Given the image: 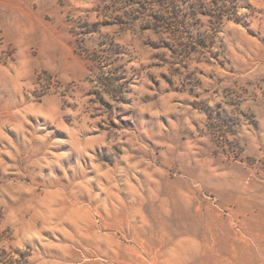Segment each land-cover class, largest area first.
<instances>
[{
	"label": "rangeland",
	"instance_id": "374dc122",
	"mask_svg": "<svg viewBox=\"0 0 264 264\" xmlns=\"http://www.w3.org/2000/svg\"><path fill=\"white\" fill-rule=\"evenodd\" d=\"M134 2L0 0V264H264V0Z\"/></svg>",
	"mask_w": 264,
	"mask_h": 264
},
{
	"label": "trees",
	"instance_id": "16d2710c",
	"mask_svg": "<svg viewBox=\"0 0 264 264\" xmlns=\"http://www.w3.org/2000/svg\"><path fill=\"white\" fill-rule=\"evenodd\" d=\"M191 1L192 2H188V0H142L141 3L134 2V5H136L140 11H143L145 16L150 15V17L154 19L155 23H157L156 25H158L157 29L167 28L170 31L173 30V33H176V29L179 31L182 29H192L190 22L196 20L199 14L207 15L212 21L217 22V26L221 25L224 20L239 21L238 9L240 6H238L237 0H211L212 8L207 7V5L202 6L198 0ZM183 7V11L185 12L181 10ZM154 9L159 10L155 16L152 15ZM188 42L195 48L201 46L197 40H194L193 36H189ZM181 47L185 48L187 46L184 45ZM176 55L183 57L185 54L176 53ZM112 77L109 83L104 84V87H106L107 93L113 96L118 93L117 90H121L122 85L119 84L122 79L121 72L117 71V73H113Z\"/></svg>",
	"mask_w": 264,
	"mask_h": 264
}]
</instances>
